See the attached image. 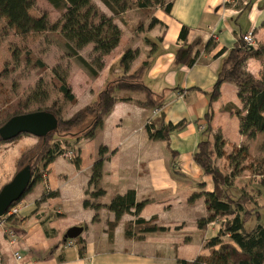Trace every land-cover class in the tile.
<instances>
[{
    "label": "crops",
    "instance_id": "crops-1",
    "mask_svg": "<svg viewBox=\"0 0 264 264\" xmlns=\"http://www.w3.org/2000/svg\"><path fill=\"white\" fill-rule=\"evenodd\" d=\"M263 3L264 0H173L169 12L155 6L152 16L158 22L147 29L148 22L145 34L161 41L146 81L155 95L162 98L163 106L152 109L134 100L119 101L91 138L72 142L78 164L62 155L50 161L43 168L41 178L17 203L19 213L15 219L19 222L0 227L2 261L16 264L15 251L29 264H179L177 259L191 261L197 256L208 255L212 247L205 243L217 234L221 224L215 220L204 229L196 224L207 215L201 193L212 191L210 175L204 174L193 160L208 104V97L201 90L212 87L222 58L241 35L251 33L256 46L264 44ZM102 12L110 15L106 7ZM182 26L188 27L186 43L200 40L192 53L194 62L191 65L175 61L176 49L183 44L179 39ZM123 40L121 35L118 45L110 52L113 55L121 46L112 60L107 61L109 53L103 58L102 74L98 78L67 80L76 99L72 104L81 108L90 103L100 90L108 68L124 50L130 47L138 50L132 67L150 50L142 38L143 45H124L122 49ZM263 64L264 60L255 58L245 62L256 78L261 77ZM78 85H85L84 90ZM81 95H84V102L79 105ZM131 96L135 100L143 99L142 93ZM212 109V127L225 141L224 151L230 153L242 145L248 148L250 156L257 155L260 148L254 153L251 140L239 131L240 119L234 110L238 109L243 115L245 109L237 87L221 83ZM148 120L155 126L162 120L172 124L183 121L184 125L169 135L167 144L165 140L147 136L144 125ZM35 141L33 135L21 134L8 142H0L4 146L0 154V187L14 175L15 161L20 153ZM100 146H105L109 153H106L101 177L94 187L88 182ZM217 164L224 169L227 160L220 157ZM192 179L200 182L195 184ZM250 189L258 190V205L262 204L259 188ZM46 190L55 191L57 195L40 200ZM96 190H103V194L90 196ZM128 190H134L137 201L145 202L139 216L147 220L155 216L156 223L165 227V231L148 233L139 239L127 238L123 225L134 216L125 213L112 235L109 234L107 222L114 219V214L105 205L113 196ZM194 194L197 197L189 200ZM84 200L93 207H84ZM75 225L83 227L78 236L85 247L82 254L77 242L68 246L66 240L65 245L62 244L66 230Z\"/></svg>",
    "mask_w": 264,
    "mask_h": 264
},
{
    "label": "trees",
    "instance_id": "trees-1",
    "mask_svg": "<svg viewBox=\"0 0 264 264\" xmlns=\"http://www.w3.org/2000/svg\"><path fill=\"white\" fill-rule=\"evenodd\" d=\"M46 1L54 9L59 10L61 13L60 20L51 23L44 13L39 17L31 16L29 9L34 5V0H0V17L5 20V24L9 28L21 36L30 32H57L56 36L63 40L67 51L74 55L80 65L88 70L92 77H97L98 71L103 67L100 55L110 53L120 40L121 30L114 23V17H120L122 13L134 5L141 15L150 13L147 26V29H150L158 22L152 16L153 8L161 6L165 12H169L173 0H100L111 15L101 13L92 0ZM138 29L140 32L142 31V27ZM187 34L188 27L182 26L179 39L183 41V44L176 49L175 61L179 64L191 65L194 62L192 53L200 40L195 39L186 43ZM243 35L235 41L234 45L228 49L225 57L222 58L212 87L209 90H201L208 97V104L202 116L204 128L193 152L194 162L204 174L210 175L212 183L211 192L201 193L207 215L197 220V227L204 229L208 223L218 220L221 228L215 236L209 238L205 243L206 246L212 247L208 255L197 256L191 261L177 259L179 264H264V226L259 223L260 209L264 207V203L246 207L252 201V195L242 186L233 184L235 177L250 172L256 182L251 181L247 185L249 187L262 186L264 189V153L260 156L251 157L248 148L242 145L239 148L235 147L230 153H226L224 151L225 141L221 134L215 132L212 127V103L219 96L221 83L228 82L237 87L238 97L245 109L243 115L238 109L234 110L240 119V133L248 139L261 134L264 140V64L260 78H256L249 72L245 65L248 58L264 60V44H257L256 47L250 46L243 39ZM142 40L144 44L150 47V50L141 61L132 67V62L138 56V50L131 48L124 50L108 68L107 76L100 90L90 103L69 117H61L55 101L49 106L32 110L26 109V100L17 102L6 100L4 102L5 105L0 110V126L14 115L36 110L50 111L57 118L56 127L45 136H34L36 138L35 143L22 151L16 159L15 173L24 166H29L32 179L19 200L13 202L10 207L17 205L22 197L31 190L34 183L41 178L43 168L56 156L63 153V146L66 147L65 149L74 151L71 146L72 142L81 138H91L96 129L102 126L104 118L110 114L117 102L134 100L136 104L152 109H160L163 106L162 98L155 95L146 81L148 69L155 59V52L161 39L151 38L144 34ZM89 43L94 45L93 51L99 53L95 64L80 56L78 52L79 48ZM33 63L39 69H46L44 63L38 58H35ZM56 74L57 72L54 70V86L64 99L70 103H75L76 99L70 86ZM190 90H194V88H190ZM138 93L143 94L142 100L132 98V94ZM183 125V121L172 124L162 120L155 126L151 120H148L144 129L150 139H162L168 144L169 135L173 131L181 129ZM8 141L0 137V142ZM261 150H263V145ZM108 151L105 146L98 148V159L92 165L89 185L95 187L98 183L102 173V164ZM171 154L173 155L174 152L172 151ZM223 156L227 160V165L226 168L221 169L217 161ZM72 160L78 164L76 152ZM172 171L174 172V170ZM102 194L103 190H96L90 193V196L98 197ZM56 195L55 191L46 190L40 200ZM195 197L197 194L192 195L189 200H194ZM144 204V201L136 200L134 190L113 196L110 202L105 205L114 214V219L107 222L109 234L112 235L120 217L125 213L134 216L133 220L123 225L124 236L127 238L139 239L148 233L165 231V227L156 223L155 216L148 220L139 216ZM83 205L84 207H93L87 200H84ZM16 216H7L4 224L19 222L15 219ZM253 216L257 222L250 231H245L244 224ZM11 231L13 232V230ZM225 236H228V239H224ZM66 240L77 242L80 254L84 252L85 247L80 237L64 239L63 245H65Z\"/></svg>",
    "mask_w": 264,
    "mask_h": 264
},
{
    "label": "rangeland",
    "instance_id": "rangeland-1",
    "mask_svg": "<svg viewBox=\"0 0 264 264\" xmlns=\"http://www.w3.org/2000/svg\"><path fill=\"white\" fill-rule=\"evenodd\" d=\"M92 2L102 13V10L105 8L102 2L100 0H92ZM29 13L33 17H39L44 13L51 23L61 18L59 10L54 9L46 0H34V5L29 9ZM105 14L107 15V13ZM109 14L111 15V13ZM149 15V12L141 15L135 6L132 5L130 9L120 15L121 20L119 16L114 17V23L119 27L121 35L124 38L121 44L122 49L124 45L125 47L127 45H131L132 47L136 44L139 46L143 45L141 38L146 33ZM139 27H142V32L139 31ZM130 30H133L135 33ZM57 34V32L44 31L30 32L21 36L9 28L5 24V20L0 17V110L5 105L4 102L6 100H9V102L26 100L27 110L49 106L55 101L57 108L60 110L61 117H69L80 109V106H76V104L74 105L64 99L62 94L56 89L53 83L54 70L57 72L56 75L63 78L65 82L70 78L83 81L86 80L87 76L92 79H96L98 76L92 77L88 70L80 65L74 55L67 51L63 40L57 37ZM93 46L92 43H89L79 48L78 52L80 56L95 64L99 53L93 51ZM120 47L113 51V55L109 53L107 61L112 60L117 55L116 52L120 50ZM131 49L136 50L134 48ZM105 56L100 55L101 62ZM35 58L41 60L46 69H39L33 63ZM101 69L98 71V75H100ZM88 78L87 81H89ZM79 88L83 91L85 85H81ZM79 97L78 103L80 105L84 102V95ZM249 140L252 142L251 145L255 146L254 153L258 150L257 148H260V151L257 153L258 156L264 153V140L261 134ZM261 143L263 150H261ZM3 147V144L0 143V154L4 150ZM192 181L195 184L200 182L197 179H192ZM251 181L256 182L250 172H245L233 179V184L239 187L242 186L245 190L250 191L249 194L252 195L253 202L250 201L246 205L248 208L257 206L258 202H260L258 192L251 190L247 185ZM1 183L2 180H0ZM258 188L260 198L264 203V189L262 186ZM256 222L257 219L254 216L250 218L244 224L245 231H250ZM259 223L264 226V207L260 209Z\"/></svg>",
    "mask_w": 264,
    "mask_h": 264
},
{
    "label": "water",
    "instance_id": "water-1",
    "mask_svg": "<svg viewBox=\"0 0 264 264\" xmlns=\"http://www.w3.org/2000/svg\"><path fill=\"white\" fill-rule=\"evenodd\" d=\"M57 125L56 116L46 110H36L14 115L0 126V137L7 141L21 134L45 136ZM32 174L29 166H24L0 188V217L9 209L10 205L19 200L30 184ZM83 231L79 225L68 228L64 234L65 239H74Z\"/></svg>",
    "mask_w": 264,
    "mask_h": 264
},
{
    "label": "built area",
    "instance_id": "built-area-1",
    "mask_svg": "<svg viewBox=\"0 0 264 264\" xmlns=\"http://www.w3.org/2000/svg\"><path fill=\"white\" fill-rule=\"evenodd\" d=\"M224 1H228L230 2V0H224ZM243 39L245 40V42L253 47H256V41L253 37V35L251 33H246L243 35ZM63 148V153L61 154L62 156H64L67 159L72 160L75 156V152L71 149H65L66 147H62ZM19 213V208L17 207V205L13 206V207H9V209L4 213V215H2L0 217V227L4 226L5 223V218L9 215H17ZM74 244V241L72 240H68L66 245L70 246ZM13 259L15 260L16 264H29L26 260L25 257L18 251L13 252ZM0 264H5L2 261V256H1V252H0Z\"/></svg>",
    "mask_w": 264,
    "mask_h": 264
}]
</instances>
